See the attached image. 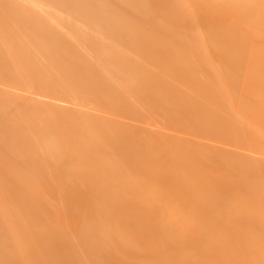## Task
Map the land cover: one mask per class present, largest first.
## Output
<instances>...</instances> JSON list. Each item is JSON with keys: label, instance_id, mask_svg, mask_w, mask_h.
<instances>
[{"label": "bare ground", "instance_id": "1", "mask_svg": "<svg viewBox=\"0 0 264 264\" xmlns=\"http://www.w3.org/2000/svg\"><path fill=\"white\" fill-rule=\"evenodd\" d=\"M262 157L264 0H0V264H264Z\"/></svg>", "mask_w": 264, "mask_h": 264}, {"label": "rangeland", "instance_id": "2", "mask_svg": "<svg viewBox=\"0 0 264 264\" xmlns=\"http://www.w3.org/2000/svg\"><path fill=\"white\" fill-rule=\"evenodd\" d=\"M21 94H23V93H21ZM26 95H27V94H26ZM29 96H33V97L35 96L34 98H36V100L43 101V102H41V103H42V104L45 103V105H46V104L49 105L51 102H52V104H53V102L56 101V100L54 101L53 99H52L53 101H50V100H51L50 98H49L50 100H49L48 98H46V97H45V98H46V99H45V98H43V97H41V96H36L35 94H34V95H29ZM33 97H32V98H33ZM40 97H41V98H40ZM39 98H40V99H39ZM45 100H46V101H45ZM47 101H48L49 103H46ZM56 102H57V101H56ZM55 104L57 105L58 103H55ZM59 104H61L60 101H59ZM59 104H58V106H59ZM69 104H70V103H69ZM69 104H68V105H69ZM53 105H54V104H53ZM66 105H67V104H64V106H63V105H62V106H63V107H66ZM70 105H71V104H70ZM70 105H69L68 109H70V108H75V107H76L74 104H73V106H72V105L70 106ZM85 106H87V107H85ZM63 107H62V109H63ZM82 107H83V106H82ZM82 107L80 108V105H79V107H77V108H79V110H82ZM84 108H85V111H86V109L88 108L87 111L89 110V112L93 113V110H90L89 107H88V105L85 104V105H84ZM84 108H83V110H84ZM66 109H67V108H66ZM75 109H76V108H75ZM75 109H73V110H75ZM71 110H72V109H71ZM94 113H96V112H94ZM149 128H150V127H149ZM149 128H148V129H149ZM156 129H158V128H156ZM156 129H154L155 132L157 131ZM154 130H153V131H154ZM151 131H152V129H151ZM159 131H161V129H160ZM159 131H158V132H159ZM162 131H163V130H162ZM162 131H161V132H162ZM163 132H164V131H163ZM166 133H168V132H166ZM241 154L248 155L247 153H243V152H241ZM248 156H250V154H249ZM263 158H264V157H262V159H263Z\"/></svg>", "mask_w": 264, "mask_h": 264}]
</instances>
